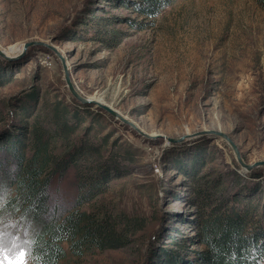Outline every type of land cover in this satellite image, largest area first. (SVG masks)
Returning <instances> with one entry per match:
<instances>
[{
  "label": "rangeland",
  "instance_id": "374dc122",
  "mask_svg": "<svg viewBox=\"0 0 264 264\" xmlns=\"http://www.w3.org/2000/svg\"><path fill=\"white\" fill-rule=\"evenodd\" d=\"M128 1L0 0V135L58 101L78 110L85 122L72 139L89 138L95 158L119 172L90 204L146 220L129 246L60 264H168L163 251L200 264V185L264 203V165L247 170L209 132L229 135L247 164L264 160V0H176L155 18ZM30 41L38 44L25 51ZM59 55L81 95L145 135L75 99ZM83 167L55 177L53 208L73 207ZM3 227L6 242L26 231Z\"/></svg>",
  "mask_w": 264,
  "mask_h": 264
},
{
  "label": "trees",
  "instance_id": "16d2710c",
  "mask_svg": "<svg viewBox=\"0 0 264 264\" xmlns=\"http://www.w3.org/2000/svg\"><path fill=\"white\" fill-rule=\"evenodd\" d=\"M175 1L128 2L139 15L155 18ZM84 122L78 110L58 101L31 125L0 135V222L25 228L22 238L31 242L33 264H60L69 255L82 258L118 250L129 246L145 228L144 217L90 204L107 191L111 177L119 172L111 175L109 167L95 158L100 150L89 138L72 139ZM80 163L84 167L79 172L75 204L67 211L53 208L50 189L55 177ZM214 187L211 183L195 190L200 206L197 236L204 246L196 251L195 260L200 264H264V203L255 196H216ZM163 252L166 263H178L172 254Z\"/></svg>",
  "mask_w": 264,
  "mask_h": 264
},
{
  "label": "water",
  "instance_id": "95a60500",
  "mask_svg": "<svg viewBox=\"0 0 264 264\" xmlns=\"http://www.w3.org/2000/svg\"><path fill=\"white\" fill-rule=\"evenodd\" d=\"M36 44H38V42L36 41H30V42H26L25 43V46H24V50L26 51L29 47H33L35 46ZM0 55L6 57V54L0 49ZM60 58L62 59L63 61V67H64V70H65V77H66V81H67V84L69 86V89L71 91V93L73 94L74 98L77 99L79 102H81L82 104H88V103H96V105L102 109L103 111H105L106 113L110 114L111 116H113L115 119L119 120L120 122L124 123V124H127L129 125L131 128H133L134 130H136L138 133L140 134H143L145 135V133L140 129L138 128L133 122H131L130 120L124 118L116 109H114L113 107L107 105V104H103L101 102H97V101H92L86 97H84L83 95H81L77 90L76 88L74 87V84L72 82V80L70 79V71H69V67L68 65L66 64L65 60H64V57L62 55H59ZM210 133H212L215 137H220V138H223L225 139L228 144L232 147V149L234 150L238 160L240 161L241 165L243 167H245L247 170L251 171L252 169H254L255 167L257 166H261V165H264V160L262 161H257V162H254L252 164H247L246 162H244L242 160V156H241V153H240V149L238 147V145L234 142V140H232V138L227 135L226 133L224 132H221L219 130H210L209 131Z\"/></svg>",
  "mask_w": 264,
  "mask_h": 264
},
{
  "label": "snow or ice",
  "instance_id": "6c2138e0",
  "mask_svg": "<svg viewBox=\"0 0 264 264\" xmlns=\"http://www.w3.org/2000/svg\"><path fill=\"white\" fill-rule=\"evenodd\" d=\"M31 242L20 236L5 240V232L0 222V264H32Z\"/></svg>",
  "mask_w": 264,
  "mask_h": 264
}]
</instances>
